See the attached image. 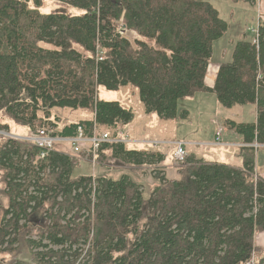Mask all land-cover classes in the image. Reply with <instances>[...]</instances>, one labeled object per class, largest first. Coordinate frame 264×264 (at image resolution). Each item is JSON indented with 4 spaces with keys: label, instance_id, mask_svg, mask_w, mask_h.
I'll return each mask as SVG.
<instances>
[{
    "label": "trees",
    "instance_id": "obj_1",
    "mask_svg": "<svg viewBox=\"0 0 264 264\" xmlns=\"http://www.w3.org/2000/svg\"><path fill=\"white\" fill-rule=\"evenodd\" d=\"M61 1L78 13L43 14L44 0H0V130L45 129L71 138L79 128L88 137L104 129L116 137L135 115L102 100L100 88L133 86L146 114L165 121L188 118L179 103L199 92L226 108L255 105L256 123L228 125L245 144L264 145V22L257 42L255 34L235 43L209 89L214 44L229 30L210 2ZM64 109L91 116L59 129L55 113ZM108 153L141 168L165 157L122 143L103 145L99 158ZM255 153L242 149L241 168L190 155L177 180L159 170V185L146 197L145 186L128 174L75 177L78 162L69 154L0 137L1 193L9 202L0 256L26 246L37 264H247L264 233V179ZM34 231L39 235L27 239Z\"/></svg>",
    "mask_w": 264,
    "mask_h": 264
},
{
    "label": "rangeland",
    "instance_id": "obj_2",
    "mask_svg": "<svg viewBox=\"0 0 264 264\" xmlns=\"http://www.w3.org/2000/svg\"><path fill=\"white\" fill-rule=\"evenodd\" d=\"M205 1L210 2L219 11L221 18L229 25V30L225 36L214 44L213 58L207 75L212 78L215 73L213 70L216 65L215 61H217L216 50L221 49V53L229 61L232 58L234 46L237 41L255 36L260 23L264 22V0H258L256 5L235 3L231 0ZM63 10L71 14L78 13L77 10L65 5L61 0H44L43 7L40 9L43 14ZM127 36L133 39L136 37V34L128 32ZM210 78L208 81H210ZM99 96L102 100L118 101L124 106H128V109H131L135 115L134 121L131 124L124 125L119 130V134L129 137V142H123L122 144H126L132 149L135 144L142 143L147 148L163 154L165 156L164 162L157 167L151 168L124 165L119 163L118 160H112L110 153L105 156L102 155L99 158V152L102 147L93 153L90 147L87 146L79 153H76L73 149L74 140L77 139L75 137L67 139L64 142H57V145L53 149L69 154V156L78 162L75 177L84 175L92 176L94 180L100 177L119 179L121 176L128 174L135 181L145 186V196L149 197L151 191L159 185V181L155 179V174L159 173L158 171L160 170L170 180H177L179 178L178 172L180 168L186 164V158L190 155H194L197 159H202L206 162L222 163L237 167L238 158H242V149L245 147H254L256 149V173L262 178L260 172L263 171L264 168L262 169V166L264 164L261 165L259 160L262 158L264 161V145L245 144L243 137L230 129L228 125L229 121L248 124L256 123V106L246 105L226 108L219 103L215 95L208 94L207 96H210L209 98L198 100L203 96L202 93H198L192 103H185L188 102V99L181 100L179 103L180 112L185 107L186 111L190 113L188 118L171 122L162 120L156 114H146L139 91L133 86L121 88L119 91H107L105 88H100ZM55 115L60 118L59 129H62L68 122H77L91 116L88 110H79L76 112L69 109L59 110ZM12 127L13 130L11 129V132L0 130V137H13L18 140L27 141L28 136L32 135L31 131L20 134L18 130H15V126ZM231 131L241 137L243 142H238ZM104 133L108 132L102 129L100 131L98 130L96 134L103 135ZM135 133L142 134L143 138L150 141H135L136 139L131 136ZM119 134L116 137H113L111 134L110 136L112 139H116ZM162 140L165 142H159ZM178 143L184 144H181L183 150H185L184 161H176L175 159ZM2 180L3 177L0 175V221L2 218V209L7 208L9 205L7 198L1 193L5 190V185ZM37 235L39 234L34 231L28 235L27 239L32 238V236L35 238ZM256 242L258 251L253 255V264H258L259 261L264 259V233L256 236ZM0 262L2 264H37L34 261L32 249L26 246L21 247L15 254L1 255Z\"/></svg>",
    "mask_w": 264,
    "mask_h": 264
},
{
    "label": "built area",
    "instance_id": "obj_3",
    "mask_svg": "<svg viewBox=\"0 0 264 264\" xmlns=\"http://www.w3.org/2000/svg\"><path fill=\"white\" fill-rule=\"evenodd\" d=\"M257 37L258 30L256 32V38L254 40V43L257 42ZM119 133L120 132H118V134ZM26 140L36 145L38 148L42 149L44 153H47L48 151H51L55 148L57 142H64L67 139L54 137L52 131L42 129L39 130L37 133L28 136ZM123 142H129V137L124 136L123 134H119L116 139H112L110 133H104L103 135L95 134L94 136L88 138L85 136L84 130L80 128L78 130L77 139L74 140L73 149L76 153H79L83 148L89 146L91 151L95 153L106 143L117 144ZM179 144L180 146L178 147ZM181 144L183 143L177 144V151L175 154L176 161H184L185 158V150H183V146ZM248 264H253V261Z\"/></svg>",
    "mask_w": 264,
    "mask_h": 264
},
{
    "label": "crops",
    "instance_id": "obj_4",
    "mask_svg": "<svg viewBox=\"0 0 264 264\" xmlns=\"http://www.w3.org/2000/svg\"><path fill=\"white\" fill-rule=\"evenodd\" d=\"M216 55H217V58H216V60L217 61H215V63H216V65L214 66V71H215V73L213 74V77L212 78H210L209 76H207V78H206V86L209 88V89H212L214 86H215V83H216V79H217V76H218V73H219V69H220V65L224 62V63H226V62H228V60H226V56L225 55H223L222 53H221V49H218V50H216ZM210 78V81H208V79ZM211 84H213V85H211ZM199 93H202L203 94V96H201L198 100H205V99H207V98H209L210 96H207L208 94H211V95H214V94H212V93H210V92H199ZM197 96V95H196ZM196 96H194L193 98H190V99H188L187 101L188 102H185V103H188V104H190V103H192V101H194V99H195V97ZM123 105V104H122ZM124 106V105H123ZM255 106V105H254ZM125 108H127L128 109V106L126 107V105L124 106ZM144 107V106H143ZM256 108V107H255ZM188 110V109H187ZM182 111H186V109H185V107L182 109ZM189 115H190V113H189ZM171 122H173V121H171ZM123 126L124 125H122L121 126V128H123ZM232 132V131H231ZM233 133V132H232ZM134 139H136L135 141H138V142H148V141H150V140H147V139H145V138H143L142 137V134H139V133H135L134 135H131ZM233 136L237 139V141L238 142H243V139L241 138V137H239V136H237L236 134H234L233 133ZM133 140V139H132ZM178 141V140H177ZM159 142H165L164 140H162V141H159ZM142 143H139V144H135V146H133L132 147V149H145V148H147L145 145H141ZM223 163H225L224 161H223ZM259 163L261 164V165H263L264 164V161L262 160V158H260V160H259ZM242 165H243V161H242V158H238V163H237V167H242ZM264 168V165L262 166V169ZM261 171V170H260ZM259 171V172H260ZM260 175L262 176V178L264 179V169H263V171L262 172H260Z\"/></svg>",
    "mask_w": 264,
    "mask_h": 264
},
{
    "label": "bare ground",
    "instance_id": "obj_5",
    "mask_svg": "<svg viewBox=\"0 0 264 264\" xmlns=\"http://www.w3.org/2000/svg\"><path fill=\"white\" fill-rule=\"evenodd\" d=\"M121 28H122V26L120 25V29H119V31L121 30ZM80 129V128H79ZM77 135H78V132H77V134L74 136V137H71V138H68V137H59V136H56V135H54V133H53V136L54 137H57V138H65V139H72V138H75V137H77ZM95 135V134H94ZM93 135V136H94ZM42 150V149H41ZM92 158V157H91ZM253 258V257H252ZM250 262H252V259L248 262V263H250Z\"/></svg>",
    "mask_w": 264,
    "mask_h": 264
}]
</instances>
